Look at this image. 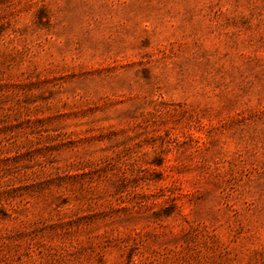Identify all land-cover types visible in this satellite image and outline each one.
Masks as SVG:
<instances>
[{
    "label": "rangeland",
    "instance_id": "374dc122",
    "mask_svg": "<svg viewBox=\"0 0 264 264\" xmlns=\"http://www.w3.org/2000/svg\"><path fill=\"white\" fill-rule=\"evenodd\" d=\"M0 264H264V0H0Z\"/></svg>",
    "mask_w": 264,
    "mask_h": 264
}]
</instances>
